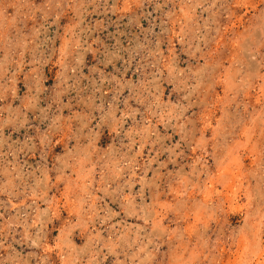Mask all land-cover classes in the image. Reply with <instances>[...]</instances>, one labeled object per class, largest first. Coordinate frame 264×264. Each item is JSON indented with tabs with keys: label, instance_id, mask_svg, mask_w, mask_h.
<instances>
[{
	"label": "rangeland",
	"instance_id": "1",
	"mask_svg": "<svg viewBox=\"0 0 264 264\" xmlns=\"http://www.w3.org/2000/svg\"><path fill=\"white\" fill-rule=\"evenodd\" d=\"M0 264H264V0H0Z\"/></svg>",
	"mask_w": 264,
	"mask_h": 264
}]
</instances>
